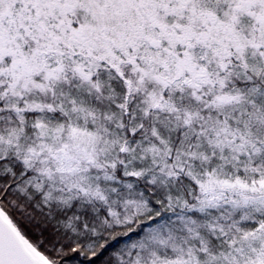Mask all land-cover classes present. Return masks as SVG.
<instances>
[{"label": "snow or ice", "instance_id": "6c2138e0", "mask_svg": "<svg viewBox=\"0 0 264 264\" xmlns=\"http://www.w3.org/2000/svg\"><path fill=\"white\" fill-rule=\"evenodd\" d=\"M0 264H264V0H0Z\"/></svg>", "mask_w": 264, "mask_h": 264}]
</instances>
